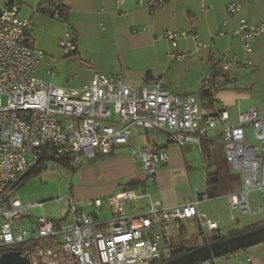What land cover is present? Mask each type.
<instances>
[{"label": "built area", "instance_id": "2783aa9c", "mask_svg": "<svg viewBox=\"0 0 264 264\" xmlns=\"http://www.w3.org/2000/svg\"><path fill=\"white\" fill-rule=\"evenodd\" d=\"M165 1L137 0V4L153 12ZM124 2L115 0L121 14L126 13ZM243 2L227 3L226 15L238 12ZM52 16L61 18V10L55 7ZM263 32L264 21L251 23L239 18L233 35L249 53L252 42ZM181 35L194 40V51L209 47L194 31L166 30L156 37L175 47ZM58 47L67 57L76 52L73 31H65ZM43 56L34 44L30 20L19 16V0H0V256L22 246L17 251L28 264H36L46 250L45 240L57 238L73 264H162L212 242L219 233L218 222L198 209L200 202L211 198L206 175L199 179L193 198L173 207L164 206L147 191L124 189L82 204L71 195H56L51 200L58 213L64 208L61 219L34 216L32 210L44 203L23 204L13 193L18 184H13L48 147L81 163L109 154L132 136L159 131H164L171 143H194L201 150L207 130L218 129L227 163L241 173L239 190L225 196L231 218L235 210L264 215V114L255 107L241 111L232 124L225 111L213 114L209 108L200 107L194 95L174 94L150 77L145 83L130 84L120 72L94 74L80 88L61 87L35 75ZM175 56L182 57L183 53ZM250 64V60L237 62L225 57L216 71L204 75L202 87L214 91L230 79L237 66ZM47 72L52 73V69ZM131 153L151 182L169 158L167 151L150 146L133 148ZM252 192H258L262 201L255 211L250 207ZM142 202L145 204L140 211L127 213L128 206ZM85 207L113 216L100 220ZM25 217L34 218L33 224L25 226ZM186 226L196 231L195 239L185 237Z\"/></svg>", "mask_w": 264, "mask_h": 264}, {"label": "crops", "instance_id": "0c3cea01", "mask_svg": "<svg viewBox=\"0 0 264 264\" xmlns=\"http://www.w3.org/2000/svg\"><path fill=\"white\" fill-rule=\"evenodd\" d=\"M233 1L237 0H166L162 7L150 12L144 5H138L137 0H125L126 13L121 14L115 0H59L66 14L54 18L56 6L49 0H19V16L30 20L34 44L44 52L35 68V75L44 81L80 88L94 74L120 72L130 84L145 83L150 77L161 81L174 94L194 95L199 106L209 108L213 114L225 111L228 121L234 124L238 114L247 108L255 107L264 114V32L252 42L249 53L243 51L240 40L233 35L239 18L251 23L264 21V0H244L238 12L227 16L225 5ZM66 30L73 31L77 40V50L69 57L58 47V40ZM166 30L194 31L209 47L194 51V40L186 35L179 36L173 47L156 37ZM181 53L182 57L175 56ZM225 57L237 62L250 60L251 64L237 66L222 86L206 90L202 87L204 75L216 71ZM49 69L52 73L47 72ZM247 133L251 135L252 129L248 128ZM221 140L220 131L212 128L202 137L201 150L194 143L181 146L171 143L164 131L135 135L107 155L72 162L71 166L59 164L66 169V180L57 181L55 193L71 195L76 203L82 204L91 198L134 189L147 191L164 206L173 207L193 198L199 187L196 179L206 175L211 184V198L200 202L198 209L207 214L205 204L216 197L226 201L225 196L237 192L241 183L239 171L222 174L214 158L213 147ZM144 146L165 150L169 155L167 162L158 168L154 182L149 181L141 162L131 153V149ZM249 199L255 211L261 201L259 193L252 192ZM144 204L128 206L127 213L140 211ZM85 210L100 220L113 216L109 212L108 216H101L107 212L90 207ZM62 213L56 217H49L47 212L44 215L59 220ZM259 221L254 222L262 223ZM33 222L30 219L28 226ZM188 230L186 226V234ZM45 244L46 250L36 264L74 263L57 238H48ZM201 264H264V242Z\"/></svg>", "mask_w": 264, "mask_h": 264}, {"label": "rangeland", "instance_id": "374dc122", "mask_svg": "<svg viewBox=\"0 0 264 264\" xmlns=\"http://www.w3.org/2000/svg\"><path fill=\"white\" fill-rule=\"evenodd\" d=\"M214 158L220 164V169L222 174H231L234 173L235 170H232L225 159V151H224V143L218 141L214 147ZM34 162H31L29 168L34 167ZM38 169V168H37ZM66 180V169L60 167L59 164H55L51 160L45 161L43 165V169L38 173H30L24 179H22L13 193L17 195L23 203L31 202L33 200L39 202L42 201L44 203L41 207H35L32 212L34 216H42L46 212L49 217H56L57 207L54 202L50 199L53 196L58 195L56 192L57 189V181H65ZM198 180V181H197ZM198 184L200 183L199 179H196ZM223 190V189H221ZM227 201L221 197H216L214 201L209 204H205L203 209L205 212L217 220L220 225V236H225L227 233L234 230H241L247 226L256 224L255 220H260L259 222L264 221V215L257 214L254 216H250L248 214H240L239 211H234V219L231 218L229 206L226 204ZM262 203V201H260ZM259 203V204H260ZM101 216H108V212L104 213ZM30 219L34 218H23V222L25 226L29 225ZM258 223V222H257ZM187 239H195L197 237V233L194 230H188L186 236ZM262 244V243H261ZM16 250V249H15ZM245 249H240V251H244ZM204 263V262H203Z\"/></svg>", "mask_w": 264, "mask_h": 264}, {"label": "water", "instance_id": "95a60500", "mask_svg": "<svg viewBox=\"0 0 264 264\" xmlns=\"http://www.w3.org/2000/svg\"><path fill=\"white\" fill-rule=\"evenodd\" d=\"M21 178L14 182L13 187L20 182ZM262 242H264V224L241 234L212 241L206 245L191 249L162 264H194L197 262H206L223 254H229ZM0 264H28V261L19 251L14 250L2 253L0 256Z\"/></svg>", "mask_w": 264, "mask_h": 264}, {"label": "trees", "instance_id": "16d2710c", "mask_svg": "<svg viewBox=\"0 0 264 264\" xmlns=\"http://www.w3.org/2000/svg\"><path fill=\"white\" fill-rule=\"evenodd\" d=\"M50 3H52L53 6L58 7L61 10V14L64 16L66 14V8L61 5V3L59 2V0H49ZM51 160L52 162H54L55 164H61L63 166H71L72 163V159L70 157H64V156H59L57 155L54 150L51 147L46 148L44 151H42L38 157L36 158V160L34 161V167H32L31 169L28 168V170L25 172V174L22 176L21 180L24 179L28 174L30 173H38L39 171H41L43 169V165L45 161ZM38 168V169H37ZM20 180V181H21ZM264 222L262 223H256L254 225H250L245 227L244 229L241 230H234L231 231L229 233H227L225 236H220V234H216L212 241H217V240H221V239H225L234 235H238L241 234L243 232L252 230L254 228H257L261 225H263ZM34 243H32L31 245H33ZM22 246L16 247V250H21ZM226 255V254H223ZM211 260V259H210ZM203 262H197L194 264H201ZM30 264V263H29Z\"/></svg>", "mask_w": 264, "mask_h": 264}]
</instances>
